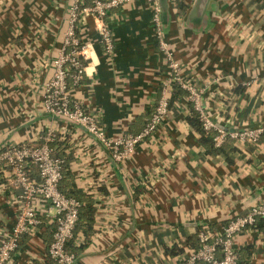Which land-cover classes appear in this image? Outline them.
I'll list each match as a JSON object with an SVG mask.
<instances>
[{
    "label": "crops",
    "instance_id": "crops-1",
    "mask_svg": "<svg viewBox=\"0 0 264 264\" xmlns=\"http://www.w3.org/2000/svg\"><path fill=\"white\" fill-rule=\"evenodd\" d=\"M198 1L168 0L162 7L164 38L182 77L202 90L203 108L217 125L264 126V0H207L203 7ZM71 5L72 0H0V151L39 145L48 132H56V149L71 156L76 183L93 195L97 210L95 233L73 264H177L197 247L201 229L221 232L264 204V136L258 144L229 139L221 153L210 151L187 122L193 104L185 95L127 159L114 160L100 141L52 117L42 104L64 46ZM107 23L115 44L111 56L94 16L78 24L86 71L79 86L71 78L68 85L71 99L96 115L108 138L116 140L143 131L168 68L148 0L113 9ZM9 176L0 170V229L5 231L14 227L18 207L19 191ZM44 230L28 236L13 264L41 260ZM83 241L80 233L76 242ZM248 246L253 249L248 264H264V229L236 236L238 252ZM174 249L182 253L174 255Z\"/></svg>",
    "mask_w": 264,
    "mask_h": 264
},
{
    "label": "built area",
    "instance_id": "built-area-1",
    "mask_svg": "<svg viewBox=\"0 0 264 264\" xmlns=\"http://www.w3.org/2000/svg\"><path fill=\"white\" fill-rule=\"evenodd\" d=\"M128 1L130 0H72L64 46L54 60L55 74L44 86L42 104L45 111L52 117L82 127L110 150L114 160L121 162L166 120L170 113L174 87L178 86L187 92L190 102L199 114L203 130L206 133L216 132L215 147H222L229 139L241 144H258L264 136V126L232 131L217 125L205 111L202 90L184 80L181 65L173 58L164 39L160 0L148 2L153 8L156 38L166 54L168 73L155 110L143 131L136 136L128 135L111 140L102 129L98 117L85 112L79 103L71 99L68 79H72L73 86H79L86 71V46L78 34V24L85 17L94 16L101 25V44L105 53L111 56L115 44L107 18L113 9L122 7ZM56 138V132L50 131L41 138L39 145L12 146L0 151V170L9 173L11 182L19 191L15 196L18 202L15 225L7 231L0 229V264H8L12 260L20 239L24 236H36L41 232L42 209L45 216L56 224L53 241L48 247V254L54 264H73L77 258L75 253L67 250V243L74 236L81 204L60 192L63 161L53 156L51 148ZM33 168H37L36 177L33 176ZM259 219H264V204L255 205L244 216L231 220L221 232L201 229L197 234L198 246L181 256L177 264H238L236 236L255 227Z\"/></svg>",
    "mask_w": 264,
    "mask_h": 264
},
{
    "label": "trees",
    "instance_id": "trees-1",
    "mask_svg": "<svg viewBox=\"0 0 264 264\" xmlns=\"http://www.w3.org/2000/svg\"><path fill=\"white\" fill-rule=\"evenodd\" d=\"M90 0H88L89 2ZM174 3L175 1L178 0H172ZM172 2V3H173ZM181 9H184L185 7L180 4L179 5ZM188 95L187 92L183 91L180 87L175 86L174 87V92L171 97L170 101V109L173 106V104L179 99L181 96ZM187 122L190 124L192 127H194L197 131H199L202 135L201 137V143L208 147L210 151H215L217 153H221L223 151L222 148H215L214 144V136L216 135V132H209L206 133L203 130L202 123L199 118L198 112L195 110L194 106L190 104V116L187 117ZM263 137V136H262ZM262 139V138H261ZM58 142V138L51 144V148L53 150V156L56 158H59L63 161L62 165V181L60 183V192L64 194L68 198H74L77 201L80 202L81 207L79 210V219L74 231V236L73 238L67 243V250L71 253H81L89 244L91 236L95 233L94 225H95V217H96V207H95V198L93 195L88 194L87 192H84L82 189H80L76 183V177L74 172L72 171L71 167V156L64 152V150H58L56 149V145ZM232 150L235 151L233 148ZM35 169L33 168V176H34V171ZM32 176V177H33ZM35 177V176H34ZM42 218H45V216ZM42 222L44 220L45 223L42 224V227H45V232L43 231V237L44 240L47 244L46 246V251L41 256V260H34L33 264H54V261L50 258L48 254V247L53 241V236L56 231V224L54 222H46V219H42ZM258 230H263L264 229V219H259L256 226L253 227ZM83 234L85 237V242L81 244H77V238L79 234ZM31 238L28 236H24L22 239H20L19 244H18V249L16 250L19 251L26 242H28ZM196 246V245H195ZM198 246V243H197ZM15 252V253H16ZM253 249L251 246H248L246 248H243L238 252V257L239 261L238 264H248V259L252 255ZM14 253V254H15ZM174 255L175 254H180L182 253V249L180 250H173L172 252Z\"/></svg>",
    "mask_w": 264,
    "mask_h": 264
},
{
    "label": "water",
    "instance_id": "water-1",
    "mask_svg": "<svg viewBox=\"0 0 264 264\" xmlns=\"http://www.w3.org/2000/svg\"><path fill=\"white\" fill-rule=\"evenodd\" d=\"M161 5L163 8H166L168 0H160ZM207 0H199L198 6L203 7ZM233 131V130H232ZM8 264H13V261L11 260Z\"/></svg>",
    "mask_w": 264,
    "mask_h": 264
},
{
    "label": "rangeland",
    "instance_id": "rangeland-1",
    "mask_svg": "<svg viewBox=\"0 0 264 264\" xmlns=\"http://www.w3.org/2000/svg\"><path fill=\"white\" fill-rule=\"evenodd\" d=\"M109 26V25H108ZM110 28V27H109ZM163 29H164V27H163ZM110 30H111V28H110ZM113 34V33H112ZM165 39V41H166V43H168V41L166 40V38H164ZM168 45H169V43H168ZM169 51L172 53V55H173V52H172V49H171V47H170V45H169ZM173 58L175 59V57H174V55H173ZM176 61H177V59H175ZM165 63H166V66H167V58H166V61H165ZM168 68V67H167Z\"/></svg>",
    "mask_w": 264,
    "mask_h": 264
}]
</instances>
